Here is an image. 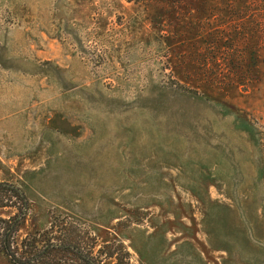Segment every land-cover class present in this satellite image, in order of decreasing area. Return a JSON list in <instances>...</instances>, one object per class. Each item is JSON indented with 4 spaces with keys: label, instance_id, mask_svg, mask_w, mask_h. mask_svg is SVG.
Here are the masks:
<instances>
[{
    "label": "rangeland",
    "instance_id": "374dc122",
    "mask_svg": "<svg viewBox=\"0 0 264 264\" xmlns=\"http://www.w3.org/2000/svg\"><path fill=\"white\" fill-rule=\"evenodd\" d=\"M2 182L20 240L64 222L99 264H264V0H0Z\"/></svg>",
    "mask_w": 264,
    "mask_h": 264
},
{
    "label": "trees",
    "instance_id": "16d2710c",
    "mask_svg": "<svg viewBox=\"0 0 264 264\" xmlns=\"http://www.w3.org/2000/svg\"><path fill=\"white\" fill-rule=\"evenodd\" d=\"M29 208L26 194L19 187L0 183V210H15L6 216L0 212V254L8 264H99V256L93 251L94 239L64 222L18 239Z\"/></svg>",
    "mask_w": 264,
    "mask_h": 264
}]
</instances>
